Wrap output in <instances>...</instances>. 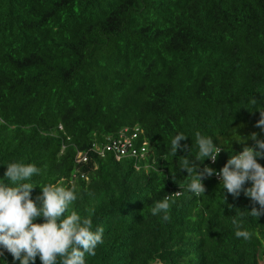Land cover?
<instances>
[{
	"label": "trees",
	"instance_id": "obj_1",
	"mask_svg": "<svg viewBox=\"0 0 264 264\" xmlns=\"http://www.w3.org/2000/svg\"><path fill=\"white\" fill-rule=\"evenodd\" d=\"M258 110L264 0H0V183L11 186L6 164L23 161L42 170L29 182L75 189L65 215L104 229L86 264H264V215H247L250 198H233L215 175L197 197L179 169L197 154L196 131L222 149L200 165L217 172L242 138L264 139ZM124 128L147 141L142 159L91 151ZM177 133L187 149L172 157ZM172 193L165 222L150 207ZM3 251L0 264H19Z\"/></svg>",
	"mask_w": 264,
	"mask_h": 264
},
{
	"label": "clouds",
	"instance_id": "obj_2",
	"mask_svg": "<svg viewBox=\"0 0 264 264\" xmlns=\"http://www.w3.org/2000/svg\"><path fill=\"white\" fill-rule=\"evenodd\" d=\"M256 103L255 98L250 101L253 107ZM258 111L260 118L255 126L264 132V110ZM139 134L138 129L134 144L139 147L145 142L146 151L147 141L143 139L138 142ZM187 138L185 134L177 133L171 139L172 157L178 149H187V145L180 143ZM246 139H251L254 145L248 146ZM246 139L242 138L241 144L245 145L242 150L229 155L226 163L217 172L207 165L203 168L200 165L206 158L215 163L222 149L216 147L211 136L196 131L197 154L194 160H190L188 156L180 157L179 169L187 172L186 190L189 193L197 197L204 195L206 188L202 183L203 179L215 175L223 185L222 189L233 198L239 197L241 192L250 198L253 207L250 211L246 210L247 215L258 218L264 215V166L258 163V158L264 159V139H259L255 132ZM105 142L93 144L102 145ZM143 156H124L119 159L131 157L139 160ZM6 165L4 177L10 181L11 186L0 183V257L4 255L3 250H6L19 264H35L37 256L42 264H86V256H95L96 248L104 242L103 227L97 226L93 230L91 217H81L76 211L65 215L69 206L78 199L75 189L54 183L40 187L29 182L42 171L33 163L17 161ZM247 182H250L251 186L244 187ZM36 187L41 189V193L33 199L31 193ZM176 193L178 192L174 194L177 195ZM171 195L173 193L157 200L150 207L151 214L162 213L165 222L170 221L169 210L175 203ZM223 200L226 202V197L223 196ZM257 204L259 207L255 206ZM238 215L243 218L245 212L241 211ZM37 218H43V222L35 223ZM232 222L235 226V236L250 241L253 233L241 230L236 218H233Z\"/></svg>",
	"mask_w": 264,
	"mask_h": 264
},
{
	"label": "built area",
	"instance_id": "obj_3",
	"mask_svg": "<svg viewBox=\"0 0 264 264\" xmlns=\"http://www.w3.org/2000/svg\"><path fill=\"white\" fill-rule=\"evenodd\" d=\"M137 137H138L137 128H134L132 131L129 132L127 128H124L123 131L119 133V135L113 138L108 137L104 144L102 145L93 144L91 151H94L100 156H103L107 151L114 152L115 157L117 159L124 156H131L136 158L142 157L145 151V142H142V144L139 147H136L134 143ZM87 159H88V154L86 152H82V151L76 152L75 161L85 162L87 161ZM210 163L212 162L210 161Z\"/></svg>",
	"mask_w": 264,
	"mask_h": 264
},
{
	"label": "rangeland",
	"instance_id": "obj_4",
	"mask_svg": "<svg viewBox=\"0 0 264 264\" xmlns=\"http://www.w3.org/2000/svg\"><path fill=\"white\" fill-rule=\"evenodd\" d=\"M156 264H161V263H156Z\"/></svg>",
	"mask_w": 264,
	"mask_h": 264
}]
</instances>
